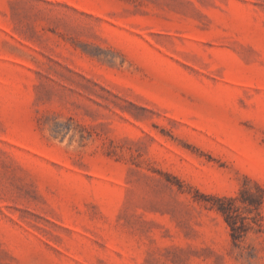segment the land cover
<instances>
[{"label":"rangeland","instance_id":"rangeland-1","mask_svg":"<svg viewBox=\"0 0 264 264\" xmlns=\"http://www.w3.org/2000/svg\"><path fill=\"white\" fill-rule=\"evenodd\" d=\"M0 264H264V0H0Z\"/></svg>","mask_w":264,"mask_h":264}]
</instances>
